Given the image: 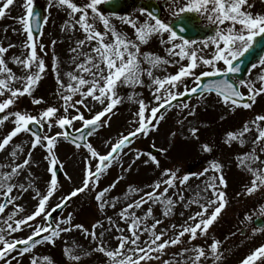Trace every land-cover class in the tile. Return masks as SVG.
Masks as SVG:
<instances>
[{
  "label": "snow or ice",
  "instance_id": "6c2138e0",
  "mask_svg": "<svg viewBox=\"0 0 264 264\" xmlns=\"http://www.w3.org/2000/svg\"><path fill=\"white\" fill-rule=\"evenodd\" d=\"M102 2L103 0H84L83 3H78L77 0H49V9L63 8L67 13L69 19L61 26L62 32L83 33V38L76 39L69 48L74 68L63 74L67 77V83L61 76L59 57L54 51L57 40L53 39L50 42L53 49L51 69L55 73L58 85L57 95L62 101L60 107L48 106L39 115L10 110L19 97L33 96L34 89L43 79L48 68L45 57L48 55L49 45L34 38L32 21L35 19L37 27L41 22L40 14L34 10V0H23L21 4L23 14L16 18L21 28L13 29L14 32L19 31L26 36L21 45L24 51L12 57V62L21 68L23 75H17L8 66L5 56L16 45L9 43L4 46L0 43V114H2L0 125L6 121L14 125L11 131L0 137V151H8L9 145L18 134H29L32 138L31 148L23 161L15 162L18 159V152L23 151L20 145H16L11 151L13 163L7 165L10 170L0 171V195L3 197L0 200V264H13V261L20 264L25 254H31L30 264H54L50 257H41L35 254L34 250L43 244L55 245L62 234L74 230L97 242L93 251L103 253L108 258V264H153L154 261L157 264H206L207 261H211V264H220L223 256L221 241L215 239L207 246L184 247L179 252L173 253L170 258L164 259L168 248L184 243L182 238L186 234L189 243L196 240L198 235L207 236L209 228L226 207V193L218 187V184L226 186L222 174L223 165L216 161L210 164V170L220 175L212 176L205 187L186 202L181 187L188 182L189 175L180 177L178 170L165 169L161 178L149 186L151 189L149 191L129 185L125 195L135 198L120 208L116 220L112 216H106L107 226L97 220L91 228H87L82 223H73L71 213L59 219L53 213L58 209L66 208L71 199L78 194L98 189L100 178L105 171L113 162L118 161L121 155L128 154L125 149L130 147L136 137L148 136L158 129L160 122L165 119V111L174 107L173 102L178 103L181 111L188 110L189 116L195 115V107L180 102L181 97L198 94L203 99L205 93L214 92L233 110L241 106L245 109L252 108L257 96L264 94V74L258 77L259 87L256 86V82L243 79L237 84L228 77L229 74L241 71L246 56L258 42L257 38H261L259 43L264 48V14L253 13L251 9L254 5L250 0H171L169 4V12L173 17L171 23L144 7L139 9L141 15L147 17L143 21L131 15L121 17L123 23L134 30L135 39H130L125 33L118 31L109 17L99 9L98 6ZM14 3L15 0H2L0 18L5 17L6 10ZM199 17H203L215 26L214 35L202 42V49L193 48L197 41L185 39L182 35L198 27ZM43 22L45 24L48 22L47 16L43 18ZM99 25H102V30ZM165 33L168 34L167 39H164ZM40 35H43L42 31ZM153 36H159L161 44L167 46V57L141 52V45L147 44ZM204 50H211V55L206 56ZM185 60L188 62L181 63ZM257 60L260 66H264V55H260ZM220 62L224 67L218 66ZM145 64L148 67H145ZM171 65H180L175 74H167L163 77L154 74L156 70L167 71L165 66ZM201 66H207V70L198 73L197 69ZM251 67L256 68L257 62H252ZM220 76L224 78L210 79L207 83H202V77ZM144 77H147L151 83L145 85ZM188 78H192L193 87L188 86ZM17 83L22 86L16 87ZM125 86L132 89L147 86L151 90L155 104L150 105L144 99H138L136 101L138 110L131 122L132 129L126 134L121 133L115 143L111 144L110 150L101 154L87 137H91L94 132L108 123L109 114L123 101V97L119 95V88ZM241 86L248 90L247 102H244L245 93L240 90ZM181 87L183 91H180ZM138 95L140 94L133 92L128 98L132 100ZM77 96L80 98L76 99ZM32 102L39 105L44 101L43 98L33 97ZM96 104L102 106V110L91 115L90 118L81 111L83 108L88 113H92ZM105 117L108 119H104ZM76 122L80 123L79 128H75ZM33 124L37 126L36 129L30 127ZM45 126L48 134H45ZM53 128H59L60 131L52 133ZM69 129L74 130L69 131ZM253 130L256 135L251 141L252 150L237 157L238 166L245 168L252 176L250 185L245 187L246 195L264 191V159L261 158L264 156V115H257L238 131L228 132L225 141L229 145L238 142L243 146L246 142V134L252 133ZM189 131L193 137H197L199 129L193 126ZM61 139L71 141L77 148H86L89 153V163L85 168L82 185L62 196L52 206L50 201L58 190L55 172L57 156L54 149ZM37 146L47 150L46 159L51 165V176L46 192L35 188L34 180L27 186L16 180L26 171L32 179L29 169L32 163V151ZM202 150L213 151L208 144H203ZM144 155L148 156L144 161L145 164L153 163L159 167V160L155 155L140 150L133 153L132 163ZM92 161H95L94 167ZM3 167L0 165V168ZM128 170H131V166ZM204 171L207 173L209 169ZM118 182L117 180L108 187L96 191L95 200L101 211L109 207L112 209L117 207L120 198L109 199L108 194ZM32 189L35 190L33 199L37 203L30 214L24 215L25 206L18 204L16 200ZM170 190L172 195H169ZM178 203H183L185 209L196 204L199 211L189 215L182 225L173 224L170 229H160L159 225L163 220L155 217L151 205H161L164 217H168L173 214ZM144 205L150 206L143 215H137V210L143 209ZM9 206H12L11 210L6 212ZM260 215H264V206L261 207ZM246 219L251 221L252 217L248 216ZM121 221L127 227L122 228ZM177 228L178 231L169 235L171 230ZM25 230L29 233L26 237L14 235ZM252 231L253 235L264 231V225L253 228ZM113 232L118 233L114 235L118 243L115 248H109L105 243V236ZM144 236L147 239H142ZM13 253L16 255H12ZM65 254L72 262H79L82 259L81 255L75 253L74 248L66 247ZM84 255L91 253L85 252ZM261 260H264V244L242 259L240 264H257V261Z\"/></svg>",
  "mask_w": 264,
  "mask_h": 264
},
{
  "label": "rangeland",
  "instance_id": "374dc122",
  "mask_svg": "<svg viewBox=\"0 0 264 264\" xmlns=\"http://www.w3.org/2000/svg\"><path fill=\"white\" fill-rule=\"evenodd\" d=\"M107 0L98 6L101 10V6ZM158 4L167 2V0H155ZM78 3H83L84 0H77ZM254 5L251 9L255 14H264V0H250ZM2 3V0H0ZM23 0H15L14 5L10 6L6 10V15L0 18V43L7 46L9 43L16 45L11 48L8 53L5 54L8 66L13 69L17 75H23V72L19 66L12 62V57L14 55H20L23 52L21 47L22 43L25 41V34L19 31H13V29L19 30L21 25L17 23L16 18L23 14V9L21 4ZM171 1L167 2L166 7L161 15L162 19H165L169 23L173 21V17L169 12V4ZM39 4L43 11L44 17H48V22L44 23L43 35L37 40H42L45 45H49L48 55L45 57V62L48 65L46 74L43 79L39 82L38 86L33 91V96L24 95L17 99V102L11 107V111H23L28 112L33 115H39V113L47 108L48 106L60 107L62 101L57 95V82L55 78V73L51 69L53 49L50 42L55 39L57 44L55 45V55L59 57L60 61V72L62 78L67 83V77L63 74L67 71H72L74 65L71 61V53L69 52L70 46L76 39L83 38V33L77 31L75 33H65L61 31V26L69 18L67 13L63 8L52 7L49 9V0H34V5ZM260 8V10H258ZM102 11V10H101ZM103 12V11H102ZM109 19L111 23L116 27L118 31L125 33L130 39H135L134 30L127 24L123 23L121 17H127L131 15L132 17H138L141 21L146 19L145 15H141L138 8L135 6L130 7L126 12L121 15H111L103 12ZM202 18V25L209 26L215 29V26L211 25L206 19ZM102 30V25H99ZM167 33L164 34V39H167ZM197 41L193 48H203L202 42ZM179 43V41H177ZM166 45H162L159 36H153L149 39L147 44L141 45V52L153 53L162 57H167ZM206 56L211 55V50H204ZM178 59V58H177ZM188 61H182L181 63H187ZM148 67L147 64L144 65ZM180 65L165 66L167 71L156 70L155 75L165 76L167 74H175L179 70ZM219 67H224L223 63L220 62ZM202 70H207V66H201L197 69L199 73ZM264 74V66L257 65L253 68L246 81L256 82V86L259 87L258 77ZM145 85L151 83L144 77ZM188 86L193 87L194 83L192 78L187 80ZM16 87H21L20 83L15 85ZM241 91L245 93L247 97V88L241 86ZM183 91V88H180ZM135 93L140 95L134 96L132 100H129V96ZM119 95L123 97L121 104L117 105L113 112L109 114L110 119L108 123L95 135H92L88 141L97 149L101 154H105L110 150L112 143L119 138L121 133L126 134L132 129L136 111L138 110V99H144L146 103L154 105L151 90L147 87H136L135 89L129 87H120ZM33 97L43 98V103L36 105L33 104ZM80 97L77 96L76 99ZM190 105L195 107V115H188V110L181 111L179 105L174 106L172 109L167 110L165 114V119L160 122L157 130L152 131L148 136H138L135 138L134 142L130 145L128 149H125L127 155H121L120 159L113 162L111 167L108 168L104 175L101 176L99 181L98 189L93 191H85L84 193L78 194L73 197L69 206L60 214L56 215L59 219L61 216L67 217L69 213L73 215V223H80V216L83 213L81 219L82 224L91 228V225L97 220L106 223V216H112L114 220L117 219V213L120 208L134 196H126L129 185L133 188H142L145 191H149L150 185H152L156 180L161 178V174L165 169L178 170V175L183 177L185 174L189 175L188 182L181 187V191L185 196V202L191 199L197 192L202 190L206 182L210 180L212 176H219L220 173H214L210 170V164L213 161L219 162L223 165L222 174L226 180V186L219 185L221 191L226 193L227 205L222 210L221 214L218 216L217 220L209 228L207 236L198 235L197 239L188 242V236L182 238L184 243L170 247L167 250V255L164 259L171 257L173 253L179 252L184 247H193L194 245L207 246L210 245L213 240L221 241L222 249V260L220 264H240V261L254 251L257 247L264 244V231H259L255 235H250L253 233V220L257 217H262L260 215L261 207L264 204V191H257L252 195L245 194V187L250 185L252 179L251 174L243 167L238 166L239 161L237 157L248 153L252 150V139L255 137L256 132L253 130L252 133L246 134L245 144L241 146L238 142H233L231 145L226 143V134L230 131H238L246 122H250L255 119L257 115H264V94L257 96L255 103L250 109H232L230 105H225L221 98L216 94H205L204 98H198L188 102ZM62 110V109H61ZM102 110V106L96 104L93 112L88 113L85 109L81 108V111L85 112V115L90 118L96 112ZM71 114H75L71 112ZM13 123L6 121L3 125H0V137H3L6 133L11 131L13 128ZM81 125L79 122L75 123V128H79ZM197 127L199 129L197 137H193L189 131L191 127ZM74 130V129H73ZM60 131L59 128H53L52 133ZM45 134L47 133V126H45ZM174 134V135H173ZM31 137L29 134H18L17 137L13 139V142L9 145L8 151H0V171L10 170L7 165L12 164L13 160L11 158V151L16 145H20L23 151L18 152V159L15 162H22L26 157V153L31 148ZM208 144L212 147L213 151L205 152L202 150V145ZM166 151H161V150ZM136 150H140L143 153H152L157 151L155 154L159 160V167L153 163L145 164L144 161L148 159L147 155L142 156L135 163H132L134 156L133 153ZM57 156V164L62 169L61 178L58 181V190L54 195V198L50 201V204L54 206L62 196L70 193L74 188L80 187L85 176V168L89 163L88 157L89 153L84 148H77L74 144L60 140L54 149ZM47 150L41 146H37L32 151V163L29 171L32 173V179L29 178L28 172L22 173L16 178L20 183L35 182V188L42 192H46L47 183L51 176V165L50 161L46 159ZM154 155V154H153ZM264 159V156L261 157ZM55 165V166H56ZM92 166H95V161H92ZM129 166L131 170L129 171ZM255 166V165H254ZM205 169H209L205 173ZM204 173L203 175H200ZM69 177L71 179H69ZM123 177V179H119ZM119 181L116 187L111 189L108 198L112 199L119 197L120 200L115 209L106 208L101 211L98 207V203L95 200V193L99 189L108 187L110 184ZM218 183V182H217ZM35 190H29L23 193L22 198H17L16 202L20 205L25 206L26 211L24 215L30 214L37 203L33 199ZM169 195H172V190H170ZM210 195V193H209ZM3 197L0 195V200ZM88 205H92V211L89 212ZM150 205H144L143 209L137 210V215H143L144 211ZM153 207V213L155 217L163 220V223L159 225L160 229H170L171 225L175 224L177 226L182 225L187 220L188 216L199 211V207L196 204H192L188 209H185L183 203H178L173 210V214L168 217H164L162 206L159 204L151 205ZM12 206L6 210L10 211ZM260 207V208H259ZM211 211V210H210ZM183 213V215H181ZM251 216V221L247 220L246 217ZM39 220V218H37ZM152 221L150 220L149 223ZM122 228L127 227L122 221L120 222ZM227 227V228H226ZM246 230V234L241 236V231ZM179 229H173L169 232V235L174 234ZM28 231H21L15 233L14 235L18 237H26ZM118 233L113 232L112 234H106L105 243L109 248H115L117 246V241L114 239V235ZM248 235V236H247ZM142 239H147L146 236ZM97 242L92 241L90 237H86L79 231H72L67 234H62L61 238L56 240L55 245L43 244L38 246L34 252L35 254L43 257L48 256L54 261V264H59L58 257L63 261V264H99L97 257L100 259L108 258L99 251H93L96 248ZM74 248L75 253L82 256L79 262L70 261L66 254L65 248ZM85 252H90L91 255H84ZM12 255H16L13 253ZM31 254H25L20 264H30ZM57 258V260H55ZM104 262V261H103ZM259 264H264V260L257 261ZM100 263H102L100 261ZM105 263V262H104ZM16 264V261H13ZM108 264V261L107 263ZM157 264V262H153ZM206 264H211V261H207Z\"/></svg>",
  "mask_w": 264,
  "mask_h": 264
},
{
  "label": "water",
  "instance_id": "95a60500",
  "mask_svg": "<svg viewBox=\"0 0 264 264\" xmlns=\"http://www.w3.org/2000/svg\"><path fill=\"white\" fill-rule=\"evenodd\" d=\"M131 4H132L131 0H111V1L107 2L103 6V10L108 12V13L121 14ZM135 4H136L137 7L147 8V9L151 10L153 13H155L156 15L160 16V8L153 1H147V2L136 1ZM34 10H35V12L39 13L40 17H41V22H40L39 27H37L35 19H33V21H32L34 35L38 36L40 34L41 30H42V13H41V10L39 9V7H35ZM191 15H193L194 19H197L194 14H191ZM199 21H200V19L198 18V22ZM206 31H207L206 29H200V28L197 27L195 29H192V30H189L187 32L182 33V35L184 36L185 39H188V40L201 39V38H205L206 37V35H205ZM257 39H258L257 44L252 49L251 53L246 56L245 63L241 65V71L238 72V73H235V74H229L228 78H230L231 76H237V77H239L240 80L241 79L244 80L245 75L247 74L248 70L251 68V63L252 62H256L257 58L260 55H264V48H262L261 43H259L261 38H257ZM213 78L214 79H223L224 77L220 76V77H213ZM206 79H208V77L207 78L203 77L202 78V83H204V81ZM197 96H199V95L198 94H194V95L188 96V97H181L180 98V102L181 101H188L192 97H197ZM30 127H32L33 129H36L37 126L35 124H33V125H30ZM101 128H99L93 134L97 133ZM69 131H71V130L69 129ZM60 211L61 210L58 209L55 213L60 212ZM55 213H53V215H55ZM260 225H262V224H260Z\"/></svg>",
  "mask_w": 264,
  "mask_h": 264
}]
</instances>
